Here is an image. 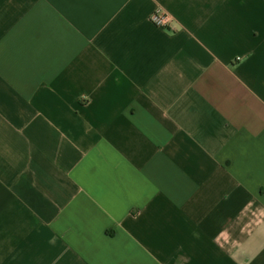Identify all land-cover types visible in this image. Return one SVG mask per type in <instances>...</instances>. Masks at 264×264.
<instances>
[{"label": "crops", "instance_id": "crops-1", "mask_svg": "<svg viewBox=\"0 0 264 264\" xmlns=\"http://www.w3.org/2000/svg\"><path fill=\"white\" fill-rule=\"evenodd\" d=\"M0 264H264V0H0Z\"/></svg>", "mask_w": 264, "mask_h": 264}, {"label": "built area", "instance_id": "built-area-1", "mask_svg": "<svg viewBox=\"0 0 264 264\" xmlns=\"http://www.w3.org/2000/svg\"><path fill=\"white\" fill-rule=\"evenodd\" d=\"M150 21L157 27L169 29L172 24V17L158 9L150 16Z\"/></svg>", "mask_w": 264, "mask_h": 264}]
</instances>
